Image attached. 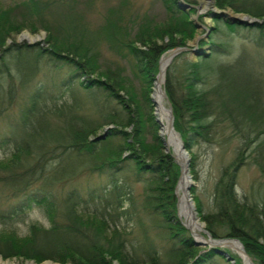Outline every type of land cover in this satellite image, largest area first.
I'll return each instance as SVG.
<instances>
[{
	"label": "trees",
	"instance_id": "trees-1",
	"mask_svg": "<svg viewBox=\"0 0 264 264\" xmlns=\"http://www.w3.org/2000/svg\"><path fill=\"white\" fill-rule=\"evenodd\" d=\"M159 1L162 20L145 16L123 23L110 8L96 30L84 24L77 0L69 4L24 0L0 7V123L12 130L0 134V147H12L0 159V199L22 198L26 206L39 205L49 221L48 227L31 223L28 234L21 237L0 229L3 260L211 264L219 258L226 264H241L229 255L231 263L215 248L196 246L177 216L174 190L180 169L173 154L165 152L149 94L161 56L187 47L198 29L192 19L194 8L182 9L178 0ZM214 5L257 22L239 24L209 12L214 26L206 40L198 41L197 58H187L186 52L175 56L165 70L162 88L171 105L173 128L190 154L191 174H195V143L227 146L235 141L233 158L221 169L207 209L194 196L196 211L212 239L238 240L254 264H264V196L240 198L235 190L245 164L255 165L264 177V0H214ZM201 18L198 22L203 24ZM24 29L45 31L48 47L7 43ZM245 31L249 46L241 36ZM102 38L133 58L142 80L140 99L120 69L102 70L98 61ZM206 45L208 53L202 50ZM227 56L233 60L224 61ZM41 63L68 69V76L53 90L62 96L67 92L69 98L58 99L45 84L35 83ZM80 91L98 109L97 117L86 118L79 110ZM106 126H111L106 137L94 141ZM127 171L140 184L141 193L133 194L124 177ZM83 174L103 176L106 183L98 195L89 191V202L82 206L73 182ZM68 185L71 188L64 190ZM127 202L130 209L124 208ZM15 213L16 208H0V225ZM131 214L141 232L137 239L122 224ZM143 218L148 220L146 226ZM156 238L165 242L164 248H157Z\"/></svg>",
	"mask_w": 264,
	"mask_h": 264
},
{
	"label": "rangeland",
	"instance_id": "rangeland-1",
	"mask_svg": "<svg viewBox=\"0 0 264 264\" xmlns=\"http://www.w3.org/2000/svg\"><path fill=\"white\" fill-rule=\"evenodd\" d=\"M22 1L24 0H0V7L1 8L14 7L19 5ZM63 1H66L67 4L71 2V0H63ZM194 1L195 4L193 6H199V2L203 4V7L200 9V11H198L200 13L197 15V17H195L197 12L194 8L195 13L192 14V19L193 20L195 19L198 25L204 26V28L201 29L197 28L198 29L197 36H201V38L204 37V39L206 40V38L210 33V28L214 26L213 16L211 17L209 15V12H212L211 10L212 4L208 2V0H194ZM77 2L80 5L79 8L83 14L82 16L83 22L91 30H96L100 27V25H102L106 13L110 8H115L117 14H119L117 16L121 17L120 19H122L123 23L129 22L130 24L135 20H139L145 16L157 20H162L165 15L162 4L160 3L159 0H77ZM45 17L47 20L51 19V15L49 14H47ZM200 17H202L201 21L203 22V24L198 22V18ZM204 30H206L205 34L203 33ZM25 32H27L30 37H33L35 39L33 43L32 40H28V38L26 39L20 38V36L23 35ZM41 33H44V35H42ZM241 36L246 38V45L249 46L248 43L249 41L247 39V36L250 35L245 31L242 33ZM46 38H47V33L41 29L37 30L36 32H32L29 29H24L22 32L18 34H13L11 36V39H9L7 43L10 41L16 43H26V44L39 43L40 47L47 48L48 44L45 42ZM193 41L187 44V48H189L190 51L186 52L187 58L191 60H195L197 58L196 50L198 48L197 46L198 41L196 42V45L192 43ZM98 50H99L98 61L102 70H104L105 68H110L112 70L120 69L122 75L121 77H123L124 79L126 78L125 79L126 82L135 88L136 93L140 99L142 80L140 76L137 74V70L133 58H131V56H129L126 52L119 51L109 46L104 38L101 39L98 46ZM202 50L205 53H208L209 52L208 45L202 47ZM170 51L163 54L160 59H162L163 57H167ZM230 56L224 57L223 60L226 62H231L233 59H231ZM67 76H68L67 68H55L53 67L52 64L41 63V68L38 69V71L34 75L35 78L34 81L37 84H45L49 88L50 92H52V94L57 95L58 99H65V98L67 99L69 98L67 92L63 93L62 96L57 94V92L55 93L53 90V85L59 82L60 79ZM153 86L149 94L150 99L155 92V87ZM77 98L79 99L80 102L78 103L80 106L79 110H81L82 114L86 118H94L98 116V109L87 100V96L84 92L81 91L77 92ZM19 102L20 101H17L18 104ZM163 104L166 109H169L168 104L164 99H163ZM155 111H156V106L153 105L152 114H154ZM154 116L156 119V115ZM106 127H104L103 130L98 131L96 133V136L106 134V130L111 126H106ZM159 129H160L159 132H161L160 124H159ZM11 132L12 130L9 129L5 124L0 123V134L7 135V134H11ZM146 136H147V140L150 141L151 136L149 134ZM234 145H235L234 140L227 146L197 142L192 148V152L196 156V161L194 164L195 174L190 173V168H189V174L193 181L194 186L192 188H194L195 192L194 195H192L190 191V194L193 202H194V196L198 197V199L201 201L205 209H207V206L210 204L212 200L213 187L219 177L221 169L227 164H229L233 158L232 151ZM11 148L12 147L10 145L0 147V159H3L7 155H9V151ZM168 148L170 149L173 156H176V154H174L172 150V147H168ZM188 158H189L188 162L190 165L191 157L189 153H188ZM133 176L134 175L130 171L124 173V177H128V180L131 182L133 194L137 195L138 193H141V187L140 184L134 182ZM105 183L106 181L103 178V176L99 177L96 175L88 176L86 174H83L77 180H75L73 184L76 188V192L80 194L81 205L83 206L86 203L85 201L89 202L88 197L91 191H94L92 195L100 194V190H102ZM70 188L71 185H68L65 186L64 190ZM235 190L240 198L244 196L251 197L259 193H262V195L264 196V177L261 176L259 170L255 165L248 163L245 164L240 169L237 175ZM3 199L5 198L2 197V199H0V208L3 210H9V208H16V213L14 214L11 221L6 222L4 226L0 225V229L13 230L16 232V234L19 237H21L28 234V227L31 223H38L45 227L49 226V221L46 218L43 207L36 204H29L26 206L24 205L25 203L23 202L22 198H19L17 201H13V202H9ZM178 200H179V194H178ZM88 204L89 206H91V203ZM128 205L129 202L125 203L124 208L127 209ZM18 206L21 207L23 206V208L21 210H18L17 209ZM194 206H195V202H194ZM128 209H130V207ZM196 216L199 217L198 213ZM125 218L122 220V224L127 229L128 233L130 234V237L136 239L139 238L141 232L134 215L131 214L130 216L131 219L129 218L125 219ZM143 220H144L143 224L146 226L148 220H146L145 218H143ZM180 220L181 223L185 224L186 221L185 218L180 216ZM199 221L200 223H202L200 217H199ZM203 230L205 229L203 228ZM155 232L156 229H154V232L152 234H154ZM196 232L197 234L202 235L204 238H207V236L204 234L203 231L197 229ZM155 240H156L155 242L157 244V248L161 249L165 247V242L161 241L158 238H156ZM193 240H194V244L195 241L202 242L197 240L196 237H194ZM203 243L205 242L203 241ZM199 247L203 248L204 250H208L209 248H211L205 244H200ZM222 251L224 252V254L228 256V260L232 259L229 256L231 255L238 258L241 264H246L242 256L240 255L239 251L232 250L230 248H222ZM0 259L3 260L1 257ZM3 261L7 262L8 264H28V261H22L16 259H9ZM44 263L46 264L48 263V261H45L41 264ZM211 264H226V263L222 259L216 258L214 261H212Z\"/></svg>",
	"mask_w": 264,
	"mask_h": 264
},
{
	"label": "water",
	"instance_id": "water-1",
	"mask_svg": "<svg viewBox=\"0 0 264 264\" xmlns=\"http://www.w3.org/2000/svg\"><path fill=\"white\" fill-rule=\"evenodd\" d=\"M208 2H210L212 5H211V10H212V13L214 14H217L219 17H222V18H228V19H231L233 22H237L239 24H244V25H253L255 22H257L256 19L254 18H251L250 16H247V15H244V14H236L234 13L231 9L227 8L225 11L223 10H217L215 5H214V0H208ZM178 4L180 6V8L182 9H190V8H195L196 10V16L200 13L198 11H200V9L203 7V4L201 2H199V6H193V5H187L185 4L182 0H178ZM210 16L212 17L213 14H210ZM195 21V24L197 25V28L198 29H201V28H204V26L202 25H198L196 23V20L194 19ZM42 35H44V33H41ZM24 36H29V34L27 32H25L23 35L20 36L21 39H24ZM201 38V36H196L194 41L192 42L194 45H196V42ZM32 43L33 41H35L34 38H32ZM28 44V45H33V44ZM190 49L187 48V47H179V48H176L174 50H171L167 56V64H166V67H165V70L167 68V66L171 63L172 59L177 56L178 54L182 53V52H189ZM160 64H161V59L159 60V72L155 78V81L157 80L158 76L160 75ZM165 70L163 72V82H164V75H165ZM155 81L153 83V85L155 86ZM153 86V87H154ZM162 97L163 99L167 102L168 104V111H169V126H170V129L174 130L173 129V114H172V110H171V105L170 103L168 102V99L166 97V94L164 92V90H162ZM151 102L153 105H155L153 99H152V96H151ZM154 115H156L154 113ZM157 121L158 124L159 121L157 119H155ZM175 132V131H174ZM176 133V132H175ZM161 134V133H159ZM177 134V133H176ZM178 138H179V135L177 134ZM106 137V134H103V135H100V136H97L96 138H94V141H99L101 139H104ZM162 139V142H163V146L165 148V152L167 153H170V149L167 147L166 145V142L164 141L163 138ZM179 141H180V138H179ZM180 145H181V150L183 152V154L187 157V167L185 169V173L188 174V177L191 178L190 174H189V158H188V152L186 151L184 145L182 144V142L180 141ZM174 157V161L175 163L179 166V169H180V175H179V178H178V181H177V185L175 187V190H174V195L176 197V200H177V203H176V207H177V216L178 218L180 219V216H179V213H178V192H177V186L179 184V181L181 180L182 178V175H183V168H182V165L181 163L176 159L175 156ZM192 180V179H191ZM194 186L193 184V181L192 183L182 192V194H184L186 196V198L188 199V201L190 202V208L191 210L193 211V214L196 216L197 215V212H196V209H195V206H194V202L191 198V194H190V191H191V188ZM197 217V216H196ZM197 219H199V217H197ZM182 225L190 232V235L191 237H196V234L193 233L190 229H188L186 227V225L184 223H182ZM202 227L204 228L205 227V224L202 222L201 223ZM204 234L207 236V238H205V243L203 242H197L195 241V244L197 246H199L200 244H205V245H208L209 247L211 248H215L216 252L218 254H224V252L222 251V248H230L232 250H237L240 252V255H244L247 260L250 262V264H254L252 262V260L249 258V256L246 254L244 248L242 247L241 243L238 241V240H235V239H220V240H214L210 237V235L204 230L203 231ZM203 237V236H202ZM236 245H239V248H237ZM241 255V256H242ZM224 256L228 259V256L226 254H224ZM231 263H234L233 259L230 260ZM48 263L50 264H57V263H54V262H51V261H48ZM28 264H35L34 262L32 261H28ZM45 264V263H44Z\"/></svg>",
	"mask_w": 264,
	"mask_h": 264
},
{
	"label": "bare ground",
	"instance_id": "bare-ground-1",
	"mask_svg": "<svg viewBox=\"0 0 264 264\" xmlns=\"http://www.w3.org/2000/svg\"><path fill=\"white\" fill-rule=\"evenodd\" d=\"M28 38V40H33V37L30 36H24V39ZM167 64V57H163L161 59L160 64V75L158 76L157 80L155 81V92L152 96V99L156 106V119L159 121L161 125V138L164 139L166 142L167 147H172V150L174 154H176V159L181 163L183 168V175L181 180L179 181V184L177 186V192L179 194V201H178V213L179 216L185 218V224L188 229H190L193 233L197 231V229L204 231L203 227L197 219V217L193 214V211L190 208V202L186 198L182 192L192 183L191 178L188 177V174L185 173V169L187 167V157L183 154L181 150V145L179 138L177 134L174 132V130L170 129L169 126V111L165 108L163 104V97H162V84H163V72L165 70ZM196 234V239L199 241H204L205 238L202 237V235ZM237 248H239V245H236ZM242 255V254H241ZM242 258L246 264H250V262L247 260V258L242 255ZM0 264H8L7 262H4L0 259ZM50 264V263H46Z\"/></svg>",
	"mask_w": 264,
	"mask_h": 264
}]
</instances>
